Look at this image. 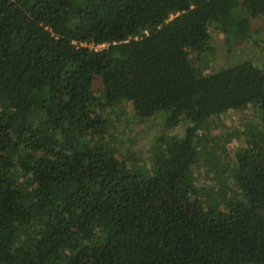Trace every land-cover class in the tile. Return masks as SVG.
Segmentation results:
<instances>
[{
  "label": "trees",
  "instance_id": "16d2710c",
  "mask_svg": "<svg viewBox=\"0 0 264 264\" xmlns=\"http://www.w3.org/2000/svg\"><path fill=\"white\" fill-rule=\"evenodd\" d=\"M261 15L264 0H0V264H264V141L235 150L221 205L183 183L204 120L255 103L264 122V57L191 65L211 23ZM121 104L189 125L143 170L111 145Z\"/></svg>",
  "mask_w": 264,
  "mask_h": 264
},
{
  "label": "rangeland",
  "instance_id": "374dc122",
  "mask_svg": "<svg viewBox=\"0 0 264 264\" xmlns=\"http://www.w3.org/2000/svg\"><path fill=\"white\" fill-rule=\"evenodd\" d=\"M227 28L225 31L215 22L210 24L205 53L191 65L197 68L206 65L208 71H213L242 59L261 62L264 15L249 18L246 30L241 33L234 32V24ZM104 112L114 151L121 157H135L130 163L139 164L143 170L148 169V158L161 152L172 138H181L189 125L184 116L164 122L167 113L163 111L151 117L136 118L130 113L129 104L110 107ZM198 133L195 162L189 167L183 183H192L203 203L221 205L235 191L231 180L235 150L247 146L253 136L264 141V122L257 105L248 103L208 117L200 124Z\"/></svg>",
  "mask_w": 264,
  "mask_h": 264
},
{
  "label": "built area",
  "instance_id": "2783aa9c",
  "mask_svg": "<svg viewBox=\"0 0 264 264\" xmlns=\"http://www.w3.org/2000/svg\"><path fill=\"white\" fill-rule=\"evenodd\" d=\"M79 44H81V45H87V46L94 47V48H97V47H99V46L102 45V43H100V44H93L92 42H85V41H81V42H79Z\"/></svg>",
  "mask_w": 264,
  "mask_h": 264
}]
</instances>
